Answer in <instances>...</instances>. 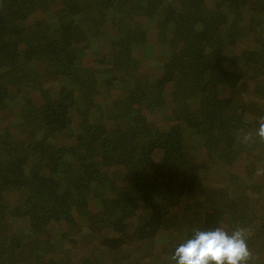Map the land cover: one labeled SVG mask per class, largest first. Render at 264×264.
I'll list each match as a JSON object with an SVG mask.
<instances>
[{
  "label": "trees",
  "instance_id": "obj_1",
  "mask_svg": "<svg viewBox=\"0 0 264 264\" xmlns=\"http://www.w3.org/2000/svg\"><path fill=\"white\" fill-rule=\"evenodd\" d=\"M263 24L264 0H0V264H69L57 243L82 229L92 264H119L183 214L184 240L247 228L264 264V144L241 139L264 116Z\"/></svg>",
  "mask_w": 264,
  "mask_h": 264
},
{
  "label": "clouds",
  "instance_id": "obj_2",
  "mask_svg": "<svg viewBox=\"0 0 264 264\" xmlns=\"http://www.w3.org/2000/svg\"><path fill=\"white\" fill-rule=\"evenodd\" d=\"M257 125L242 135L243 144H264V116L258 118ZM249 236L245 227H235L231 231L223 226L193 230L190 238L175 247L170 259L174 264H250L253 252Z\"/></svg>",
  "mask_w": 264,
  "mask_h": 264
},
{
  "label": "rangeland",
  "instance_id": "obj_3",
  "mask_svg": "<svg viewBox=\"0 0 264 264\" xmlns=\"http://www.w3.org/2000/svg\"><path fill=\"white\" fill-rule=\"evenodd\" d=\"M44 14V12L42 13ZM42 14H40V17L42 16ZM45 15V14H44ZM259 19H263L261 17H259ZM263 29H264V24L262 25ZM121 88H125V85H120ZM157 120L162 121V117H156ZM7 124L4 127H1L0 130L7 128ZM29 127H34L36 128L33 124H30ZM27 127V134L31 133L28 137H24L23 139L28 140L31 138H34L36 135L40 134V130L36 129L33 130L32 132L30 131V128ZM0 149H2V146H0ZM204 155V152H202ZM198 157L203 160V156L202 154L198 153ZM205 160V157H204ZM262 167V165H260L259 169ZM234 172L239 175L242 176L245 174L244 171V166L243 164L241 165H236V167L234 168ZM221 176V174H214L211 178L208 179L209 181V185L211 187H215L217 185L218 187V181H219V177ZM256 181L260 184H262L264 182V179L262 180V178L257 175L256 177ZM217 182V184H216ZM254 195V193H252ZM262 196V198H264V188L260 194ZM257 198V197H256ZM199 198L197 197V195H195V200H198ZM200 213L204 214L205 212H207V210L209 209L207 205H205L204 202H200ZM191 203L187 204L190 205ZM209 211V210H208ZM188 216L187 214L184 216V214L179 217V222H178V226L181 228L179 229V231H174V233H171L170 235H168L167 237L165 235H163L162 237H160L159 241L157 242V244H147V243H133L132 245H127L124 250H126L127 252L122 254V257L120 259L119 264L122 262V264H174V262H168L169 261V257L164 254V251L161 249L162 248V244L164 243H174L172 241H180V240H184V237L182 236L184 231L186 229H188L190 226V223H188L187 220ZM17 225H14V227H16ZM52 234H55V232L52 231ZM92 233L90 232V230L88 231L87 229H82L81 231H79L76 234H72L70 235L68 238H66L65 240H62L60 243H57V245L59 247H63V252L60 253V251L56 250L55 253V257L58 260L61 259H65L68 261L69 264H78V262H82L85 261V264H92V259L90 258V254L91 252H95V249L98 245L96 239V233L91 235ZM89 240H91V242L93 243L92 246L88 247V242ZM55 241V240H54ZM166 245V244H164ZM67 248L69 249V252H67ZM89 254H86V253ZM97 254V253H96ZM93 256V255H92ZM96 257H98L96 255ZM100 261V259H98Z\"/></svg>",
  "mask_w": 264,
  "mask_h": 264
}]
</instances>
